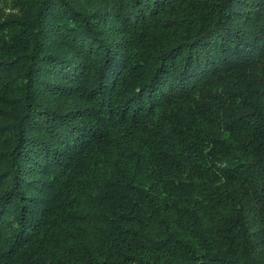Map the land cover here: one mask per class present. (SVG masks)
Returning a JSON list of instances; mask_svg holds the SVG:
<instances>
[{
	"label": "trees",
	"instance_id": "trees-1",
	"mask_svg": "<svg viewBox=\"0 0 264 264\" xmlns=\"http://www.w3.org/2000/svg\"><path fill=\"white\" fill-rule=\"evenodd\" d=\"M0 264H264V0H0Z\"/></svg>",
	"mask_w": 264,
	"mask_h": 264
}]
</instances>
